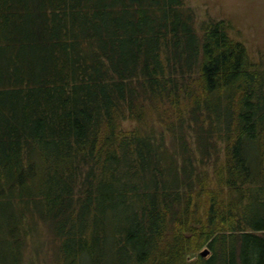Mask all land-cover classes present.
<instances>
[{"label":"trees","instance_id":"obj_1","mask_svg":"<svg viewBox=\"0 0 264 264\" xmlns=\"http://www.w3.org/2000/svg\"><path fill=\"white\" fill-rule=\"evenodd\" d=\"M31 238L52 264H264V69L223 19L0 0V264Z\"/></svg>","mask_w":264,"mask_h":264},{"label":"rangeland","instance_id":"obj_2","mask_svg":"<svg viewBox=\"0 0 264 264\" xmlns=\"http://www.w3.org/2000/svg\"><path fill=\"white\" fill-rule=\"evenodd\" d=\"M194 13L196 25L208 20L223 19L228 32L236 40L244 43L254 63L264 69V0H184ZM123 125L130 128L132 123L125 121ZM49 241L41 238L28 240L22 264H52ZM203 257H209L211 251ZM198 250L189 254L190 260L200 255ZM47 252V255L45 254Z\"/></svg>","mask_w":264,"mask_h":264},{"label":"water","instance_id":"obj_3","mask_svg":"<svg viewBox=\"0 0 264 264\" xmlns=\"http://www.w3.org/2000/svg\"><path fill=\"white\" fill-rule=\"evenodd\" d=\"M208 253V249L204 248L203 250L200 251L201 256H205Z\"/></svg>","mask_w":264,"mask_h":264},{"label":"bare ground","instance_id":"obj_4","mask_svg":"<svg viewBox=\"0 0 264 264\" xmlns=\"http://www.w3.org/2000/svg\"><path fill=\"white\" fill-rule=\"evenodd\" d=\"M203 250V249H202ZM200 251V250H199Z\"/></svg>","mask_w":264,"mask_h":264}]
</instances>
